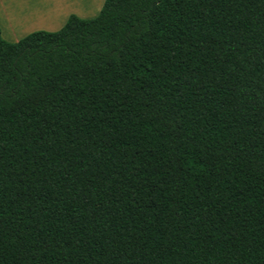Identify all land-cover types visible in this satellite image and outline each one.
<instances>
[{
	"label": "trees",
	"instance_id": "trees-1",
	"mask_svg": "<svg viewBox=\"0 0 264 264\" xmlns=\"http://www.w3.org/2000/svg\"><path fill=\"white\" fill-rule=\"evenodd\" d=\"M0 264H264V0L0 36Z\"/></svg>",
	"mask_w": 264,
	"mask_h": 264
},
{
	"label": "crops",
	"instance_id": "crops-1",
	"mask_svg": "<svg viewBox=\"0 0 264 264\" xmlns=\"http://www.w3.org/2000/svg\"><path fill=\"white\" fill-rule=\"evenodd\" d=\"M67 1L68 0H32V3L30 4V13H28V16H25L21 14V11L26 8L28 0H0L1 38L7 42H15L29 32L37 30L36 27L25 29L26 25L24 24L29 23L28 26H35V24H37L36 22L40 21L39 18L35 17L41 13H49L52 11L53 7H57L58 5L61 6L60 12L62 15L64 11L71 6L70 4H67ZM84 9L86 11L88 10L86 7ZM70 11L71 9L66 11L63 20L59 23L56 29L64 23L67 16L70 14ZM55 22V24L59 22L58 16L55 18Z\"/></svg>",
	"mask_w": 264,
	"mask_h": 264
},
{
	"label": "rangeland",
	"instance_id": "rangeland-1",
	"mask_svg": "<svg viewBox=\"0 0 264 264\" xmlns=\"http://www.w3.org/2000/svg\"><path fill=\"white\" fill-rule=\"evenodd\" d=\"M103 0H68L67 4H70L68 9H71L69 12L70 14H74L80 18H91L95 16L98 12V9L100 8ZM32 3V0H28L26 8H24L23 11H21L23 15L28 16L30 13V4ZM85 3V4H84ZM86 7L88 10L86 11L84 8ZM60 8V9H59ZM59 9V10H58ZM61 15V6L58 5L57 7H53L52 11L49 13H41L35 18H39V22H36L35 26H28L29 23H26L25 29H30L32 27H36L37 30H47V31H54L56 30L59 23L63 20L64 15L66 11ZM83 9V10H82ZM58 16L59 22L55 24V18ZM38 20V19H37ZM23 25V26H24Z\"/></svg>",
	"mask_w": 264,
	"mask_h": 264
}]
</instances>
